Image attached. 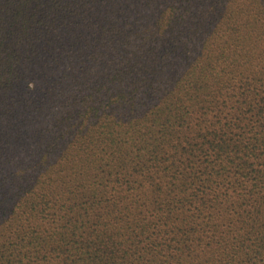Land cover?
I'll use <instances>...</instances> for the list:
<instances>
[{"label": "trees", "instance_id": "trees-1", "mask_svg": "<svg viewBox=\"0 0 264 264\" xmlns=\"http://www.w3.org/2000/svg\"><path fill=\"white\" fill-rule=\"evenodd\" d=\"M0 264H264V0H0Z\"/></svg>", "mask_w": 264, "mask_h": 264}]
</instances>
